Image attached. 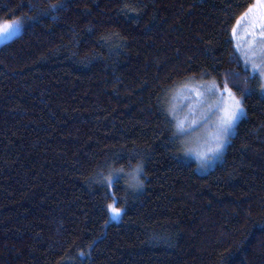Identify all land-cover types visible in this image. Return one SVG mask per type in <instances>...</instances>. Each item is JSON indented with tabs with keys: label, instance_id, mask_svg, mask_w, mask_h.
<instances>
[{
	"label": "trees",
	"instance_id": "obj_1",
	"mask_svg": "<svg viewBox=\"0 0 264 264\" xmlns=\"http://www.w3.org/2000/svg\"><path fill=\"white\" fill-rule=\"evenodd\" d=\"M254 1L0 0L23 22L0 45V264H264V92L232 33ZM204 79L245 114L202 173L169 101ZM138 161V188L115 178Z\"/></svg>",
	"mask_w": 264,
	"mask_h": 264
},
{
	"label": "rangeland",
	"instance_id": "obj_2",
	"mask_svg": "<svg viewBox=\"0 0 264 264\" xmlns=\"http://www.w3.org/2000/svg\"><path fill=\"white\" fill-rule=\"evenodd\" d=\"M256 3L257 0L253 2V4ZM248 9L236 20H239L240 23L237 24L236 22L233 28L235 31L232 30V33L234 43L242 56L244 66L250 70L251 75L258 78L261 87V85H264V77L253 73L247 62L251 59L250 49L257 51V54L259 53V48L257 46L262 39L260 31L264 28V25L261 24L260 17L262 13H264V9L257 7L247 18L241 19ZM17 20L21 22V27L13 38L18 36L23 30V22L19 18L0 23V29L5 28L7 25ZM253 33H255V35H253ZM7 41L8 40L4 42ZM3 43H0V45ZM256 62L259 63L260 61L257 60ZM213 86H215V88ZM221 90L222 88H219L218 84L213 79H204L199 82L190 80L180 85L178 89H175L173 98L169 101V108L175 117L179 136H181L182 139L184 155L192 160L194 159L197 163V169L202 173L213 169L216 164L221 161L236 125L244 115L243 114L240 119L236 121L223 149L215 151L218 125L226 117L232 104L228 93ZM262 90L264 92V89ZM232 93L242 103V100L233 90ZM121 177H125L130 185L135 182L133 171L123 172ZM110 186L112 192V184H110ZM109 205L119 209L115 206L114 202H111ZM109 212L111 220L117 221L121 218V209L119 215L113 214L110 208Z\"/></svg>",
	"mask_w": 264,
	"mask_h": 264
},
{
	"label": "snow or ice",
	"instance_id": "obj_3",
	"mask_svg": "<svg viewBox=\"0 0 264 264\" xmlns=\"http://www.w3.org/2000/svg\"><path fill=\"white\" fill-rule=\"evenodd\" d=\"M64 6L65 5L61 2V0H56L55 3L49 4L45 9H43V11L46 13H54ZM257 7L264 9V0H257V3L250 6L248 11L244 14L241 19L247 18ZM29 19H32V17H30ZM260 20L261 24L264 25V13H262ZM239 23L240 21L238 20L237 24ZM20 27L21 22L17 20L14 21L12 24L7 25L5 28L0 29V43L12 39L13 36L19 31ZM233 31H235V29ZM253 35H255V33H253ZM260 36L262 39L260 41V44L257 46L259 48V53L257 54V51L250 49L251 59L247 63L251 67L253 73L264 77V28L261 29ZM257 60H259L260 62L257 63ZM213 87L215 88V86ZM261 87L262 89H264V85H261ZM221 91H226L228 93L232 104L227 112L226 117L218 125V129L216 132L217 145L215 151H220L223 149L232 129L235 126L236 121L239 120L243 114H245V109L241 101L235 97V95L232 93V89L228 88V85L226 83ZM132 159H135L134 155ZM128 166L132 168L131 160H129ZM133 173L135 175V182L131 184L130 187H139L143 183L142 180L139 179V176L143 173L142 161L137 162L135 168L133 169ZM122 174L123 169L116 170L115 178L118 179ZM101 177L102 182L106 185L112 182L110 178L103 177V174H101ZM109 208L111 209V212L113 214H120V209L114 208L112 205H109Z\"/></svg>",
	"mask_w": 264,
	"mask_h": 264
}]
</instances>
